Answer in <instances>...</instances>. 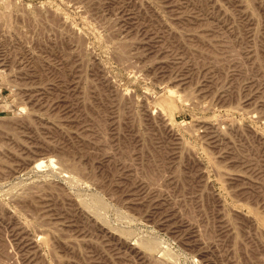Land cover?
<instances>
[{"label": "rangeland", "instance_id": "374dc122", "mask_svg": "<svg viewBox=\"0 0 264 264\" xmlns=\"http://www.w3.org/2000/svg\"><path fill=\"white\" fill-rule=\"evenodd\" d=\"M254 263L264 0H0V264Z\"/></svg>", "mask_w": 264, "mask_h": 264}, {"label": "bare ground", "instance_id": "6f19581e", "mask_svg": "<svg viewBox=\"0 0 264 264\" xmlns=\"http://www.w3.org/2000/svg\"><path fill=\"white\" fill-rule=\"evenodd\" d=\"M148 241H150V242H152L151 240H148ZM147 243V242H146ZM148 244V243H147ZM150 245H151V243H150ZM152 245H153V243H152ZM149 246V245H148ZM256 262V261H255ZM255 264V263H254Z\"/></svg>", "mask_w": 264, "mask_h": 264}]
</instances>
